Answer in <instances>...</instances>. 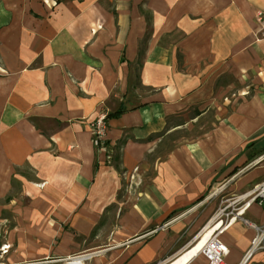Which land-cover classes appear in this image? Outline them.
<instances>
[{"label":"crops","instance_id":"crops-1","mask_svg":"<svg viewBox=\"0 0 264 264\" xmlns=\"http://www.w3.org/2000/svg\"><path fill=\"white\" fill-rule=\"evenodd\" d=\"M258 13L264 0H0L2 263L170 264L234 218L224 264H264V248L246 258L264 203L243 208L264 181Z\"/></svg>","mask_w":264,"mask_h":264},{"label":"built area","instance_id":"built-area-1","mask_svg":"<svg viewBox=\"0 0 264 264\" xmlns=\"http://www.w3.org/2000/svg\"><path fill=\"white\" fill-rule=\"evenodd\" d=\"M256 21L258 24H262L264 22L263 16L261 13L257 14ZM107 115L106 113L99 114L94 120L89 123V129L91 132V141L93 146L98 151H103L105 148V138L107 132ZM250 201L243 205V208L248 207L250 203L257 202L258 204L264 203V181L255 186L249 192ZM225 208L218 210L215 214V218L223 217ZM241 211H237L236 214H240ZM234 218L230 219V222ZM230 222L225 225L223 228H220L222 225V221L217 222L211 228L205 229V232L199 236V238L195 241L194 244L198 243L208 232H211L209 237L207 238L204 246L197 252L196 256L203 255L208 264H224L225 257L228 254V249L225 244L221 241L220 236L225 228H227ZM221 224V225H220ZM220 225L219 227H217ZM217 227V228H216ZM264 231L261 232V235H257L252 241L250 245V249L246 254V258H248L255 250L264 248L263 245V235ZM193 244V245H194ZM192 245V246H193ZM191 246V247H192ZM9 250L8 246H2L0 248L1 255L3 256ZM195 256V257H196Z\"/></svg>","mask_w":264,"mask_h":264},{"label":"rangeland","instance_id":"rangeland-1","mask_svg":"<svg viewBox=\"0 0 264 264\" xmlns=\"http://www.w3.org/2000/svg\"><path fill=\"white\" fill-rule=\"evenodd\" d=\"M212 121H213V119L210 118L209 116H207L200 123H198L199 124L198 128L193 129L192 127L188 126L189 129H187V130L182 129V130H177V131L173 132L171 135V138H170L171 140L167 141L165 144V149L167 150V148L169 146H176L181 142L191 140L192 138L196 137L197 133H202V132L206 131L210 127ZM263 231L264 230L259 231L258 234L261 235V232H263ZM263 235H264V233H263ZM99 242H100V240H97L96 243H94V244L92 243V245L93 246L98 245ZM98 250H99V248L96 247V248H93V250L88 252V253L89 254H98V252H99ZM2 257L3 256L1 255V252H0V258L2 259ZM56 262H60V260L55 258L54 256H50L49 259L44 260L43 264H54ZM0 264H3L2 260H0ZM32 264H39V263H32Z\"/></svg>","mask_w":264,"mask_h":264},{"label":"bare ground","instance_id":"bare-ground-1","mask_svg":"<svg viewBox=\"0 0 264 264\" xmlns=\"http://www.w3.org/2000/svg\"><path fill=\"white\" fill-rule=\"evenodd\" d=\"M220 225H218L217 227H219ZM210 233L211 232H208L198 243L194 244L190 249H188L183 254L178 256L170 264H188V263H190V260L192 258H194L196 256L197 252L204 246V244H205L207 238L209 237ZM68 264H80V263L77 260H74L73 263L72 262H70V263L68 262Z\"/></svg>","mask_w":264,"mask_h":264},{"label":"trees","instance_id":"trees-1","mask_svg":"<svg viewBox=\"0 0 264 264\" xmlns=\"http://www.w3.org/2000/svg\"><path fill=\"white\" fill-rule=\"evenodd\" d=\"M107 118H108V115H107Z\"/></svg>","mask_w":264,"mask_h":264}]
</instances>
